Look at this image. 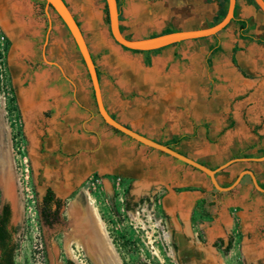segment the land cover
Instances as JSON below:
<instances>
[{"label":"crops","instance_id":"0c3cea01","mask_svg":"<svg viewBox=\"0 0 264 264\" xmlns=\"http://www.w3.org/2000/svg\"><path fill=\"white\" fill-rule=\"evenodd\" d=\"M65 1L84 34L99 72L104 105L111 116L161 144L169 143L176 136L195 133L196 136L191 139L201 138L203 141V149L198 151L197 157L180 148L186 140L176 149L212 169L233 159H243L219 173L220 184H233L243 171L251 170L259 185H264V161L256 160L264 157V110H254L256 105H264V45L241 38L237 23L247 21L249 35L264 39V13L261 9L249 0H237V19L218 34L173 44L158 52L135 53L116 43L110 29L104 26L95 0H72L74 7L68 0ZM117 1L120 5V29L130 39L154 37L165 34L167 30L175 32L209 28L221 22L225 8H229L225 0ZM78 12L84 22L78 19ZM24 16L28 17L26 22ZM0 19L7 34L16 42L14 50L18 54V70L23 74L27 70L23 60L30 57L31 44L20 41L19 36L30 32L36 23L22 12L8 17L0 16ZM64 26L55 27L53 38H48L44 45L48 46L43 54V65L46 67L31 75L30 80L28 75L25 78L21 74L22 81H19L27 92L23 94L21 112L29 124V130L36 129V121L53 113V116H57L55 121L63 124L58 129H66L71 121L79 122L84 132L95 135L104 120L94 112L97 103L91 94V80H86V76H89L87 68L84 64L82 69L80 61H84L81 55L80 60L77 56L79 51L73 38L76 50L69 48L62 36ZM56 31H60L59 36ZM197 47L207 60L224 58V65L215 66L213 70L212 66L209 68L210 73L218 75L214 76L216 79L208 81L210 89L215 90V104L221 107L233 104L236 100L235 104L239 107L228 113L223 108H215L214 114H203L196 129L193 127L190 133L173 129L167 133L163 128L168 121L184 120L188 116L175 112V104L178 103L175 100L180 98L175 97V90H188L190 83L183 79L175 81L174 74L181 72L183 78H188L191 70L189 66L180 70L179 63L174 64V60L180 55L184 57L195 52ZM211 48H217V51L212 53ZM95 52L103 58L102 68L108 77L104 81ZM114 76L117 77V83L113 82ZM134 92L137 94L135 98L127 96ZM91 137L94 138L91 139L93 142L97 139ZM98 145L104 149L120 146L118 154L103 149L101 160L104 168L109 167L113 173L117 171L118 175L133 180L143 189L155 185L160 189L162 186L169 187V194L162 199V208L172 217L173 223L176 221L179 224V219L183 220L186 231L190 228V217L197 202L204 197L210 200L214 196L218 216L209 228V238L214 240L221 233L223 225H231L233 216H236L235 223L240 232L246 234L249 242L243 254L254 263L264 260V193L256 189L250 176H244L233 190L215 195L210 179L198 170L192 168V171H184L180 166L175 167L160 158L149 161L137 146L124 147L119 138L110 137L107 142H99ZM174 187L190 189L177 193ZM197 188H201L204 193Z\"/></svg>","mask_w":264,"mask_h":264},{"label":"rangeland","instance_id":"374dc122","mask_svg":"<svg viewBox=\"0 0 264 264\" xmlns=\"http://www.w3.org/2000/svg\"><path fill=\"white\" fill-rule=\"evenodd\" d=\"M22 1L25 2V12L22 13H27L30 17L36 13L40 27L52 21L49 33L51 39L54 36L52 32L55 31V27L65 25L57 13L47 6L45 0H34L36 4H40L36 10L30 0ZM68 1L74 7V2ZM95 2L96 8L102 14L105 28L110 29L106 21L105 0H95ZM77 17L84 22L80 12L77 13ZM59 33L60 31H56L58 36ZM62 36L66 39L69 48L76 50L72 43V36L65 26L62 27ZM39 42L41 46L39 50H42V37ZM194 51L184 57L180 55L174 60V64L179 63L180 70L188 66L191 70L188 78H183L181 72L174 74L175 81L183 79L190 83L188 90H175V97H180L175 100L178 102L175 104V112L188 116L184 120L168 121L163 128L167 133H171L172 129L190 133L193 127L196 129V125L200 122L199 118L203 114H214L215 108H223V111L228 113L239 107L235 104L236 100L233 104L221 107L215 104V90L210 89L208 81L216 79L214 76L218 75L209 72L208 60L203 51L198 47ZM77 56L80 60L79 53ZM96 59L104 81L108 77L105 69L102 68L103 58L96 54ZM17 62V52L13 49L9 53L7 42L0 39V124L4 126L3 133L0 131V146H5L9 151L13 164L14 192L17 201L14 204L15 202L11 199L15 208V213L11 208V227L15 230L16 264H67L73 254L77 256L79 264H98L97 259L90 258L83 244H80L81 242L76 238L79 235L77 232L79 226L73 223L72 202L73 198L81 193L90 203V212L97 227L96 233L99 232V225L94 215V208L103 221L107 237L115 247L122 264H264V260L254 263L245 257L243 250L246 252L245 247L249 242L246 234L242 232L237 233L233 251L228 257L211 247L212 238H208V241L202 240V244H196L195 253L191 257H184L183 249L176 251L172 229H177L178 233L182 231L176 221L172 222L174 227L167 221L161 208L162 192L154 195L160 187L155 185L153 188L143 189L129 179L119 181L118 178L110 176L113 171L109 167L102 166L101 154L104 148L99 147L98 144L107 142L110 137H115L123 141L124 147L137 146L136 148L143 152L149 161H154L155 158L164 159L175 167L180 166L184 171H192V167L160 151L146 147L126 135L117 133L105 122L100 124L96 131L98 134L94 135L84 132L79 122L71 121L66 129H58L63 125L62 122H56L57 116L48 113L35 122L36 129L29 130V124L23 119L21 112L25 90L21 84L22 80L19 81L21 72H18L20 66ZM80 62L84 70V63ZM224 64V58L214 59L211 63L212 70L215 66L218 68L219 65ZM9 66L14 69L17 92L13 88ZM45 67L40 62L36 71H42ZM86 80L90 82L88 75ZM115 81L117 83L116 76L113 78L114 83ZM92 87L90 90L95 99ZM127 96L135 98L137 94L134 92ZM239 98L241 99V97L237 99ZM254 110L262 112L264 105H256ZM94 112L96 115L99 114L96 104ZM91 136L97 139L93 142ZM119 148L120 146H114L104 150L118 154ZM180 148L197 157L198 151L203 149V141L201 138L188 139ZM48 188H52L55 194L65 201L67 207L64 218L68 219V222L55 226L53 229L44 226L40 217V206ZM2 206L3 195L0 190V212ZM200 218L202 216L196 213L193 228L195 232L201 233ZM187 231L191 237L192 246L194 236L190 228ZM166 234L169 235L168 239ZM72 241L78 246L76 244L71 246ZM70 250L74 251L73 254Z\"/></svg>","mask_w":264,"mask_h":264},{"label":"water","instance_id":"95a60500","mask_svg":"<svg viewBox=\"0 0 264 264\" xmlns=\"http://www.w3.org/2000/svg\"><path fill=\"white\" fill-rule=\"evenodd\" d=\"M254 1L256 5L264 13V0H254ZM105 3L108 8V15H109V20H110L109 25H110L111 34L114 40L116 41V43L130 51L147 52V51L159 50V49L171 46L173 44H177V43H181V42H185L189 40H194V39L207 38V37H211V36L218 34L222 30H224L234 19L237 0H229V8H228L227 15L221 22L217 23L216 25L212 27L205 28V29H199V30H192V31H175V32L160 34V35L145 38V39L126 38L120 29V12H119V7H118V1L117 0H105ZM46 4L48 7H51L57 13V15L61 18L66 28L68 29L70 35L72 36L73 40L75 41L78 51L84 61V64L90 76V80L93 86L99 114L101 115V117L103 118L106 124H108L114 129H117L124 135L132 138L133 140L137 141L138 143H141L142 145L146 147L160 151L168 156H171L179 160L180 162L192 168H195L203 172L211 179V182L216 187V189H218L219 191L228 192V191L233 190L241 182L243 177L248 175L251 177L256 189L264 193V189L261 188L255 174L251 170L243 171L238 176V178L235 180V182L228 187H223L219 184L217 180V174L225 170L231 164L237 161L243 160V159H233L227 162L226 164L218 167L217 169H211L201 164L200 162L188 156H185L177 152L176 150H173L172 148L164 144H161L155 140H152L132 130L131 128H128L124 124L114 119L104 105L103 95H102V90H101V85H100V79H99V75L97 72V67L90 53L88 44L84 37V34L77 20L75 19L71 10L69 9L66 1L65 0H46ZM256 160L264 161V157L258 158ZM11 172H12L11 167L8 170H0V190L3 195L2 208L4 207V205L10 204L12 211L15 213L14 204L10 198V192H9L11 186L13 185V181H14V177L12 178L13 175L11 176L12 180H10L9 178V175H11L10 174ZM81 198L82 199L85 198V195L83 193L79 195V199Z\"/></svg>","mask_w":264,"mask_h":264},{"label":"flooded vegetation","instance_id":"af4514ba","mask_svg":"<svg viewBox=\"0 0 264 264\" xmlns=\"http://www.w3.org/2000/svg\"><path fill=\"white\" fill-rule=\"evenodd\" d=\"M30 2L34 4V6H33L34 10H36V8L40 5V4H36V2L34 0H30ZM4 16H6V15L3 13V17ZM27 19H28V17L24 16V22H26ZM31 19L36 23V25L30 29V32L21 33L19 36L20 41L24 40V41L31 44L30 57L23 60L24 65H26V67H27V70L25 73H23V74L21 73L22 76H24L25 78L28 75L29 80L31 78L30 76L36 72V70H37L36 68L39 66V63L40 62L43 63V61H44L43 54L46 51V49L48 48V46L44 47V45L46 44L48 38L50 40L49 33H50L51 28H52V22H47V24L44 27H40L39 21L37 20L38 17L36 15V13H33L31 15ZM0 28L4 34L5 41L7 42L8 46H9V53H10L14 49L16 42L5 31L4 27L1 24V19H0ZM41 37H42V50H39V47H41L40 42H39ZM52 67H54V66H52ZM8 68H9V72H10L11 79L13 82V88H14L15 92H17V87H16V84L14 82V69L11 66H9ZM18 72L20 73L21 71L18 70ZM22 76H21L20 80H22ZM113 118L116 119L115 117H113ZM193 169L197 170L195 168H193ZM96 174H98V172H96ZM218 175H219V173L217 174V180H218ZM110 176H113L114 178H118L119 181H121L122 179L123 180L127 179L123 176L118 175L117 171L110 174ZM129 180L133 183V180H131V179H129ZM210 181H211V179H210ZM211 184L213 187V192L215 193V195H218L219 192H221V191L216 189V187L213 185L212 182H211ZM220 185L223 187H228L232 184L227 185V186H224L222 184H220ZM189 189L190 188H180V187H174L173 188V190H175L177 193H181V192H184V191L189 190ZM197 190L204 193V191L201 188H197ZM159 192H162L161 193V195H162L161 208H162V199L167 194H169L170 189L167 186H162L161 189H159V191H156L154 195H157ZM213 197L210 200H207L205 197L200 199L192 211V214L190 217V224H191L190 230L194 236V240L192 241L194 244L192 246L190 243L191 237H190L189 233L186 231V225H185V222L183 220L178 218L182 232L178 233L177 229H175V228L172 229V239H173L174 248L176 251L183 249L184 250V252H183L184 257H191L195 253L194 248L196 247L195 246L196 244H202V240L208 241V238H209L208 229L213 226V223L218 216V210L216 211V198H213ZM56 199L61 200L64 203V205L60 211V215H59L57 222H55L52 226L45 225V223L42 221L41 211H40L41 221H42L43 225L49 229H53L55 226L62 225L66 221L68 222V219L64 218V217H66L64 212H66V209H67V207L65 206V201L62 198L58 197L57 195H56ZM42 201H43V199H42ZM162 211H163L164 215L166 216L167 221L170 222L171 225L174 227V225L172 223L173 222L172 217L167 215L163 208H162ZM71 213H72V218L74 221L73 223L75 225L79 226L77 229V232L79 233V235H77V237H76L77 240H79L81 242L80 244H83V246L85 247V250L90 255V258L94 257L95 259H97L98 264H105L103 255L98 250L94 249V238L91 235H92V233L96 234L97 227H96V223L93 219V216L90 212V203L87 201L86 198L79 199V196H75L73 198V202H72V212ZM196 213H199V215H201L202 218H204V219L200 218L201 222L199 223V226L201 227V229H200L201 233L195 232L194 228H193L194 227L193 222H194V218L196 216ZM235 217L236 216H233L231 225H223L221 233H219L218 235L215 236V238L212 242V245H211V247L213 249H215L216 252H220L226 257H228L232 253L233 244L235 242L234 239H236L237 233L240 232L238 225L235 223ZM205 218H207V219H205ZM14 235L15 234L12 235V239H14ZM71 238H73V237H71ZM73 244L77 245L76 242L74 243V241H72L71 246ZM75 257H76V259L73 258L72 256H70V258L68 260L69 262L67 264H74V262L76 264L77 263L79 264L78 258L76 255H75Z\"/></svg>","mask_w":264,"mask_h":264},{"label":"trees","instance_id":"16d2710c","mask_svg":"<svg viewBox=\"0 0 264 264\" xmlns=\"http://www.w3.org/2000/svg\"><path fill=\"white\" fill-rule=\"evenodd\" d=\"M249 1L253 3L255 6H257L254 0H249ZM225 2L228 4L229 0H225ZM118 7L120 8L119 4H118ZM257 8L259 7L257 6ZM227 12H228V6L225 8L223 15L221 16V19H224V17L227 15ZM106 14H107V18H106L107 24H110L107 6H106ZM236 19L237 17L235 14V17L232 21H235ZM237 23L240 28L241 38L249 42H257L258 44L264 45V39H260V38H257L256 36L249 35L248 33L249 28H248L247 21L241 20V21H237ZM170 32H171L170 30H167L165 33H170ZM216 49L217 48H211L212 53H215L217 51ZM160 50L161 49L155 50V51H149V52H158ZM133 52L139 53L140 51H133ZM207 63H208V67L211 68L212 60L208 59ZM147 64L149 65L150 63L148 62ZM98 75H99V72H98ZM231 127H232V124L229 126V128ZM114 130L117 133L124 135L117 129H114ZM195 136H196L195 133L191 135L176 136L169 143H165L164 145L181 153L180 151L176 149V147L184 140L194 138ZM181 154H184V153H181ZM201 164L205 165L204 163H201ZM260 186L264 189V185H260ZM63 205L64 203L61 200L56 199V194L52 190V188H48L46 190V194L40 206L42 221L45 223V225L52 226L55 222H57ZM11 216H12V212H11L10 205L8 204L4 205V207L2 208L0 212V264H16L15 263V252L17 250V245L15 244L14 239H12V235L15 234V230L11 227Z\"/></svg>","mask_w":264,"mask_h":264},{"label":"bare ground","instance_id":"6f19581e","mask_svg":"<svg viewBox=\"0 0 264 264\" xmlns=\"http://www.w3.org/2000/svg\"><path fill=\"white\" fill-rule=\"evenodd\" d=\"M14 1L15 0H0V16H3V13H4L6 15L4 17H8L10 14L15 15L17 13L25 11V7L22 3H18V2L15 3ZM25 93L27 92L25 91ZM3 130H4V126L0 124V131H2V133H3ZM10 167L13 168L10 153L5 148V146L1 145L0 146V170H8L10 169ZM10 174L11 175H9V178L10 180H12L11 176L13 175V170ZM13 177L14 176H12V178ZM9 192H10V198L13 200V202H15L14 204H16L17 200H16L15 192H14V181H13V185L11 186ZM93 210H94L95 218L99 225L98 226L99 232L96 234L92 233L91 235L94 238V249L98 250L104 256L106 264H122L115 247L113 246V244L110 242L109 238L107 237V233H106L103 221L100 219V216L97 210L95 208ZM166 237L168 239L169 235L166 234ZM71 253L73 254L72 251ZM72 257L76 259L74 254L72 255Z\"/></svg>","mask_w":264,"mask_h":264},{"label":"built area","instance_id":"2783aa9c","mask_svg":"<svg viewBox=\"0 0 264 264\" xmlns=\"http://www.w3.org/2000/svg\"><path fill=\"white\" fill-rule=\"evenodd\" d=\"M0 39H1V40H5V38H4V34H2V31H1V28H0Z\"/></svg>","mask_w":264,"mask_h":264}]
</instances>
